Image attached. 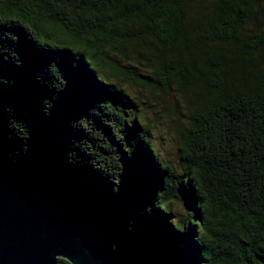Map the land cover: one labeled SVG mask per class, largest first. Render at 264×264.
<instances>
[{
  "label": "trees",
  "instance_id": "16d2710c",
  "mask_svg": "<svg viewBox=\"0 0 264 264\" xmlns=\"http://www.w3.org/2000/svg\"><path fill=\"white\" fill-rule=\"evenodd\" d=\"M0 163L113 264H264V0H0Z\"/></svg>",
  "mask_w": 264,
  "mask_h": 264
},
{
  "label": "water",
  "instance_id": "95a60500",
  "mask_svg": "<svg viewBox=\"0 0 264 264\" xmlns=\"http://www.w3.org/2000/svg\"><path fill=\"white\" fill-rule=\"evenodd\" d=\"M113 264L109 244L84 230L0 163V264Z\"/></svg>",
  "mask_w": 264,
  "mask_h": 264
},
{
  "label": "rangeland",
  "instance_id": "374dc122",
  "mask_svg": "<svg viewBox=\"0 0 264 264\" xmlns=\"http://www.w3.org/2000/svg\"><path fill=\"white\" fill-rule=\"evenodd\" d=\"M141 74L143 73L141 72ZM145 75L154 80L152 74L146 73ZM152 80L151 87H153V91H147V87H136L133 90L138 91L139 96L142 97V101H146L148 104L147 107H144L143 114L145 121L151 125L152 129L150 130V134L152 144L157 150L159 157L173 164H177L180 145L174 133V122L178 120L183 124L186 123L184 118L187 116L189 105L174 89L164 93L161 88L154 86ZM165 106H168L171 111H174L176 117L172 113L170 115L163 114L161 110Z\"/></svg>",
  "mask_w": 264,
  "mask_h": 264
}]
</instances>
